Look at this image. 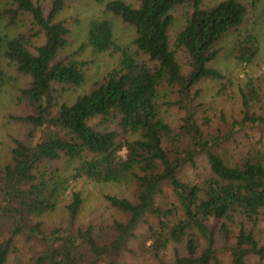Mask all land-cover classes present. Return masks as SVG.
Returning a JSON list of instances; mask_svg holds the SVG:
<instances>
[{"label": "trees", "instance_id": "trees-1", "mask_svg": "<svg viewBox=\"0 0 264 264\" xmlns=\"http://www.w3.org/2000/svg\"><path fill=\"white\" fill-rule=\"evenodd\" d=\"M72 1L0 0V92L12 82L22 111L0 148V264H264V72L232 95L213 66L223 50L252 63L262 0L104 2L134 38L121 47L92 21L89 44L118 64L66 99L86 78L65 52ZM208 81L230 96L218 111L201 100ZM80 179L126 194L104 195L111 213L92 224L72 192L47 223Z\"/></svg>", "mask_w": 264, "mask_h": 264}, {"label": "rangeland", "instance_id": "rangeland-1", "mask_svg": "<svg viewBox=\"0 0 264 264\" xmlns=\"http://www.w3.org/2000/svg\"><path fill=\"white\" fill-rule=\"evenodd\" d=\"M110 0H74L61 13L60 19L66 20L70 29L68 44L65 52L74 56L83 64L86 74L85 81L79 87L65 92L66 99H73L79 94L89 91L101 78L113 68L119 61V52L107 51L96 52L88 42V28L92 21L107 19L113 25V39L117 45L128 47L134 38V30L131 26L120 21L119 18L103 11V3ZM126 3H134V0H123ZM207 3L219 0H205ZM254 24L255 32L259 41V51L252 63L244 64L233 59L229 50H223L213 66L225 77L233 81L230 93L236 95L240 87H243L250 77H257L264 72V0L255 9L249 21ZM181 25L180 19L171 30L170 37L174 35ZM227 44V43H225ZM228 45V44H227ZM203 89L202 102L213 107V111L222 109V104L231 102L230 96L224 95L218 82L208 81L200 85ZM21 105L17 100V89L12 82L5 86L0 92V148L9 144L18 132V123L14 121L15 116L21 114ZM67 174V172L65 173ZM80 191L83 196V206L79 216L82 223L98 224L110 215V210L104 203V195L123 196L126 194L124 186L115 183H96L86 179H80L69 183L64 195L58 202L57 208L50 213L47 223L59 222L64 215L65 204L71 193ZM129 264H150L142 259L128 255Z\"/></svg>", "mask_w": 264, "mask_h": 264}]
</instances>
